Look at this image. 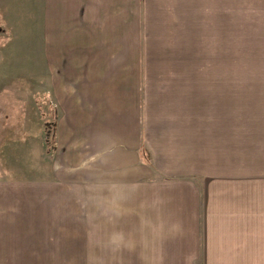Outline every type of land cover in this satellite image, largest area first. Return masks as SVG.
Wrapping results in <instances>:
<instances>
[{
    "label": "crops",
    "instance_id": "1",
    "mask_svg": "<svg viewBox=\"0 0 264 264\" xmlns=\"http://www.w3.org/2000/svg\"><path fill=\"white\" fill-rule=\"evenodd\" d=\"M187 1L40 0L42 82L58 109L54 172L133 195L164 236L157 260L255 264L264 261V173L202 171V82L151 74L147 62L148 52L173 66L197 53L182 36L202 31V8ZM164 27L167 45L149 41ZM144 169L158 173L150 183Z\"/></svg>",
    "mask_w": 264,
    "mask_h": 264
},
{
    "label": "rangeland",
    "instance_id": "2",
    "mask_svg": "<svg viewBox=\"0 0 264 264\" xmlns=\"http://www.w3.org/2000/svg\"><path fill=\"white\" fill-rule=\"evenodd\" d=\"M39 2L0 0V264H167L157 260L164 236L150 226L149 211L134 209L133 195L88 188L78 173L69 182L63 166L54 172L56 139L54 149H46L43 129L58 109L42 82ZM187 3L202 8V31L180 33L197 53L173 66L158 64L160 56L147 51L151 74L202 82V171L262 174L264 0ZM164 29L152 31L149 41L167 45L171 34ZM157 174L144 169L143 182ZM182 241L176 251L186 246Z\"/></svg>",
    "mask_w": 264,
    "mask_h": 264
},
{
    "label": "trees",
    "instance_id": "3",
    "mask_svg": "<svg viewBox=\"0 0 264 264\" xmlns=\"http://www.w3.org/2000/svg\"><path fill=\"white\" fill-rule=\"evenodd\" d=\"M55 119L53 120V122L48 124V122L46 124H44V129H43V138L46 144V149H50L53 150L54 149V135H55ZM51 127V128H50Z\"/></svg>",
    "mask_w": 264,
    "mask_h": 264
}]
</instances>
